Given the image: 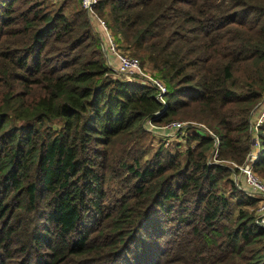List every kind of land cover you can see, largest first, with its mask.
I'll return each mask as SVG.
<instances>
[{"label":"trees","instance_id":"16d2710c","mask_svg":"<svg viewBox=\"0 0 264 264\" xmlns=\"http://www.w3.org/2000/svg\"><path fill=\"white\" fill-rule=\"evenodd\" d=\"M97 9L119 49L166 83V104L109 64L81 0H0V264H264L260 197L226 165L254 148L264 0ZM180 120L213 135L186 126L174 152L120 159L148 121ZM257 135L264 178V123ZM121 171L130 198L115 208L107 184Z\"/></svg>","mask_w":264,"mask_h":264},{"label":"built area","instance_id":"2783aa9c","mask_svg":"<svg viewBox=\"0 0 264 264\" xmlns=\"http://www.w3.org/2000/svg\"><path fill=\"white\" fill-rule=\"evenodd\" d=\"M100 0H81V5L87 16L91 20V23L96 29L101 31L103 47L107 56V60L111 66H114V70L126 78H130L133 81L143 83L155 89L156 99L162 103L166 104V95L168 94V86L166 83L156 76L153 72H149L146 67L143 66L141 60L137 57H132L127 55L125 52L121 51L118 44L114 38V35L109 28L107 21L98 13V5ZM257 110V119L252 122V130L254 136L258 137V131L262 124L264 123V97L262 102L259 104ZM188 124L196 126L203 132L211 133V131L206 127V125L195 122H171L165 126H156L151 121L147 122L148 128H158L169 133L179 131L185 128ZM216 145V151L218 149V140ZM251 159V160H250ZM257 157L249 156V160L244 166H238L234 164L244 175V182L246 187H248L255 195L260 197L258 213L260 215L258 223L264 226V181L257 177L254 173L253 166Z\"/></svg>","mask_w":264,"mask_h":264},{"label":"rangeland","instance_id":"374dc122","mask_svg":"<svg viewBox=\"0 0 264 264\" xmlns=\"http://www.w3.org/2000/svg\"><path fill=\"white\" fill-rule=\"evenodd\" d=\"M49 1H53V2L57 1L59 4H61V3H63L64 0H49ZM68 1L72 2L74 4H77V0H68ZM92 26H93L94 30L97 31L95 26L94 25H92ZM97 33L100 35L99 32H97ZM112 33H114V32L112 31ZM4 54H5V52H0V55H4ZM126 54L129 56L135 57L130 52H127ZM146 69L149 72H151V69L149 67H146ZM120 77L122 79L127 80V81H133L130 78L127 79L126 77H122V76H120ZM178 122H182V121L180 120ZM188 126H193V125L188 124L187 128H188ZM193 127H196V126H193ZM258 140H259L258 138H256V137L254 138V141H255L254 142V148L249 155V156L257 157V159H256L257 161L260 157V150H261ZM175 141H178V143H179V141H183V144H184V140L181 137V135L177 136L175 132L169 133L167 131H164V130H161L158 128L149 127L148 132L146 134H144L143 138L140 140V143L138 145L132 144L128 148L127 153L120 156V159L123 158V159H125V161L128 164H131L132 163L131 157H139V158L142 157L141 163L149 162L150 160H155V155H156L157 151L164 149V147H169V145H171L170 151L174 152L176 150V146H175L176 142ZM216 144H217V141L215 142V145ZM181 149L185 150L186 148H185V146H183ZM215 151H216V146H215ZM214 157H215V155L212 154L210 156L209 161L215 162ZM248 160H249V158H248ZM257 161H255V165L257 164ZM226 165L233 167L234 163L233 164L229 163ZM238 166H241V165H238ZM115 168L118 169V165H115ZM258 176L264 180V178L260 174H258ZM125 179H126L125 175H124L123 171H121L120 175L118 177H116L115 179L111 178V180L107 184V187L110 188L108 190L109 197H111L110 203L115 208H119V206H117V205L119 203H121V197L122 196H126V197L130 198V192H129V188L127 186L128 184L125 183ZM234 180H235V184L237 185L240 192L250 194V190L245 185L244 175L241 172V170H239V169L237 170V173L234 175Z\"/></svg>","mask_w":264,"mask_h":264},{"label":"crops","instance_id":"0c3cea01","mask_svg":"<svg viewBox=\"0 0 264 264\" xmlns=\"http://www.w3.org/2000/svg\"><path fill=\"white\" fill-rule=\"evenodd\" d=\"M259 113V110H255L254 114H253V117H252V122L255 121L257 119V114Z\"/></svg>","mask_w":264,"mask_h":264}]
</instances>
